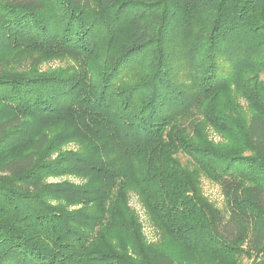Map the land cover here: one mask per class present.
I'll list each match as a JSON object with an SVG mask.
<instances>
[{
	"label": "trees",
	"instance_id": "obj_1",
	"mask_svg": "<svg viewBox=\"0 0 264 264\" xmlns=\"http://www.w3.org/2000/svg\"><path fill=\"white\" fill-rule=\"evenodd\" d=\"M0 264H264V0H0Z\"/></svg>",
	"mask_w": 264,
	"mask_h": 264
},
{
	"label": "rangeland",
	"instance_id": "obj_2",
	"mask_svg": "<svg viewBox=\"0 0 264 264\" xmlns=\"http://www.w3.org/2000/svg\"><path fill=\"white\" fill-rule=\"evenodd\" d=\"M62 64H65V63L61 60H55V61H52L50 63L43 65V68L44 67L46 68L49 66L58 67L59 65H62ZM212 135L215 137L214 134ZM67 177L68 176H66L63 179H66ZM68 178L73 179L72 177H68ZM56 180H59V179H56ZM203 188H204L205 194L213 202H215L219 207H222V208L224 207V203H225L224 197L225 196L223 194L221 187L218 184L212 183L211 181L207 179H203ZM131 205L134 207V209L137 211L140 217L143 231H144L146 238L149 241L156 242L159 239V233L153 226L152 222L150 221L145 208L140 204L139 200L137 199L135 195H133L131 198Z\"/></svg>",
	"mask_w": 264,
	"mask_h": 264
}]
</instances>
